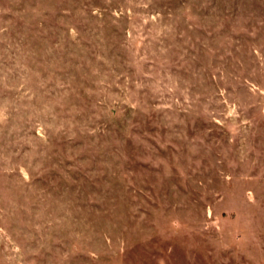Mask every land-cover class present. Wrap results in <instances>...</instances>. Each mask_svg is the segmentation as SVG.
I'll use <instances>...</instances> for the list:
<instances>
[{"label": "rangeland", "instance_id": "obj_1", "mask_svg": "<svg viewBox=\"0 0 264 264\" xmlns=\"http://www.w3.org/2000/svg\"><path fill=\"white\" fill-rule=\"evenodd\" d=\"M0 264H264V0H0Z\"/></svg>", "mask_w": 264, "mask_h": 264}]
</instances>
